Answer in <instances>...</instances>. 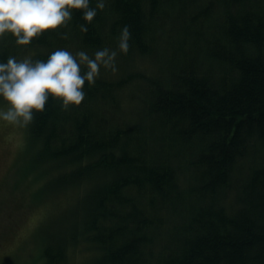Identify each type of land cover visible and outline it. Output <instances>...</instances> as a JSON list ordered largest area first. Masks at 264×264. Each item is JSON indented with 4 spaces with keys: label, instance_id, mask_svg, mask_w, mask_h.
<instances>
[{
    "label": "trees",
    "instance_id": "trees-1",
    "mask_svg": "<svg viewBox=\"0 0 264 264\" xmlns=\"http://www.w3.org/2000/svg\"><path fill=\"white\" fill-rule=\"evenodd\" d=\"M104 3L87 32L77 9L29 45L0 37L5 61L118 53L79 106L50 98L28 125L38 198L72 196L42 264L81 241L84 264H264V0Z\"/></svg>",
    "mask_w": 264,
    "mask_h": 264
},
{
    "label": "clouds",
    "instance_id": "clouds-1",
    "mask_svg": "<svg viewBox=\"0 0 264 264\" xmlns=\"http://www.w3.org/2000/svg\"><path fill=\"white\" fill-rule=\"evenodd\" d=\"M105 7L104 0H0V37L11 34L17 45H29L34 37L47 30L67 26L74 10H83L86 23L80 24L83 32ZM131 30L121 29L119 49L127 53ZM117 51L98 49L94 56L84 50L76 53L57 48L46 60L9 55L0 59V98L7 102L0 106V121L27 125L36 112H43L50 98L60 101L65 109L79 106L86 96L85 83H95L101 66L116 71ZM86 66V70H84Z\"/></svg>",
    "mask_w": 264,
    "mask_h": 264
},
{
    "label": "rangeland",
    "instance_id": "rangeland-1",
    "mask_svg": "<svg viewBox=\"0 0 264 264\" xmlns=\"http://www.w3.org/2000/svg\"><path fill=\"white\" fill-rule=\"evenodd\" d=\"M137 66L147 73L154 69L150 59L138 60ZM6 103L0 98V106ZM28 125L0 121V264H42V228L47 240L49 234L67 226L60 223L59 214L72 196L61 193L38 198L42 180L34 179L36 172L27 171L34 157V151L27 148ZM87 245L81 241L71 249L73 264L88 260Z\"/></svg>",
    "mask_w": 264,
    "mask_h": 264
}]
</instances>
